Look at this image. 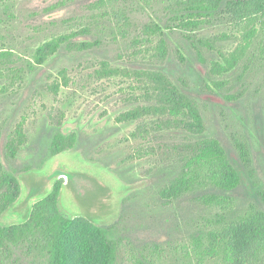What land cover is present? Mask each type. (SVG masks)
I'll use <instances>...</instances> for the list:
<instances>
[{
	"label": "rangeland",
	"instance_id": "obj_1",
	"mask_svg": "<svg viewBox=\"0 0 264 264\" xmlns=\"http://www.w3.org/2000/svg\"><path fill=\"white\" fill-rule=\"evenodd\" d=\"M96 1L0 0V53L12 52L11 66L22 70L20 76L0 75V156L4 170L13 172L22 187L0 224L26 221L34 203L62 180V213L96 225H114L112 236L122 240L118 264H198L183 248H191L207 219L218 213L230 218L254 208L264 210V56L259 40L248 46L237 66L223 72L216 65L225 64L222 54L229 56L245 43L233 26L218 23L195 33L165 30L167 52L161 57L162 37L147 34L143 27L165 17L162 4L152 9L134 2L130 6L137 8L131 14L133 26L123 36L116 20L125 17L111 12L125 7L124 0H113V6L104 8L110 12L107 19L91 8ZM54 4L59 5L46 10ZM96 20L111 22L101 27L93 23ZM85 26L91 27V33L73 41L100 38L99 45L86 50L63 46L43 65L35 63L39 45ZM193 39L210 40L214 47ZM3 57L7 54L0 57V68L7 71ZM103 62L123 70L161 71L197 104L205 122L203 136L221 142L242 176L231 192L228 210L203 204L197 193L170 200L162 197V190L181 171L172 145L189 135L165 131L156 138L135 137L140 121L117 118L148 104L144 85L134 74L103 76ZM22 121L27 142L16 158H9L6 145ZM73 132L77 135L74 146L54 155L55 135ZM238 143L247 148L248 163ZM13 250L0 264L45 260L28 255L23 246Z\"/></svg>",
	"mask_w": 264,
	"mask_h": 264
},
{
	"label": "trees",
	"instance_id": "obj_2",
	"mask_svg": "<svg viewBox=\"0 0 264 264\" xmlns=\"http://www.w3.org/2000/svg\"><path fill=\"white\" fill-rule=\"evenodd\" d=\"M134 2L137 5L142 2L152 9L160 4L164 6L165 17L159 22L145 23L143 27L147 34L162 37L158 52L161 57L167 52L163 37L165 30L180 29L195 33L218 23L233 26L240 31L245 42L229 56L222 54L225 64H216L220 71L227 72L237 66L254 41L259 40L257 43L260 54L264 56V0H124L125 7L116 10V13L111 12L117 18L125 17V20H116L117 26L124 29L120 30L123 36L133 26L131 14L137 8L130 6ZM109 4L113 6V0H98L91 8L100 11L107 19L110 12H105L104 8ZM57 5L59 4L51 5L46 10L54 9ZM109 22L111 20H96L93 23L105 27ZM91 31L90 26H85L77 31L52 37L37 47L35 63L43 65L63 46L86 50L99 45L100 38L94 41H73L77 36L87 35ZM197 40L193 39L194 42ZM198 43L214 47L207 39L198 40ZM195 46L198 47V44L195 43ZM6 54L2 63L8 70L0 68V75L9 72L20 76L22 70L11 66L14 62L12 52L0 53V57ZM100 72L103 76L134 74L143 83L148 104L138 105L117 118L119 122L140 121L133 134L135 137L156 138L165 131H183L189 135L187 140L172 145V151L181 161V171L162 190V197L170 200L183 194L197 193L201 195L203 204L228 210L232 204L231 192L241 184L242 176L230 162L221 142L216 138L203 136L205 122L197 104L161 71L123 70L103 62ZM62 75L67 83L66 69L62 71ZM54 89L57 92L59 84L54 85ZM76 138L74 132L56 134L51 144L52 153L56 155L71 148ZM26 142L22 121L6 145L7 156L16 158ZM238 145L242 158L248 163L250 159L247 148L242 143ZM62 188L63 181L57 180L51 192L34 203L26 221L0 224L1 263L13 255L14 248L23 246L28 255L45 259L38 264H118L122 240L112 236L114 225L106 227L64 215L59 207ZM21 193L19 179L13 172L4 170L0 156V217L18 200ZM183 252L189 258L195 257L198 264H264V210L254 208L230 218L218 213L203 223L197 236L191 241V248L184 247Z\"/></svg>",
	"mask_w": 264,
	"mask_h": 264
}]
</instances>
